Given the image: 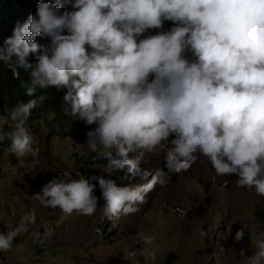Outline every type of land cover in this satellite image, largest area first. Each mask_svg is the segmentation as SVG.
Returning a JSON list of instances; mask_svg holds the SVG:
<instances>
[{
    "label": "clouds",
    "instance_id": "clouds-1",
    "mask_svg": "<svg viewBox=\"0 0 264 264\" xmlns=\"http://www.w3.org/2000/svg\"><path fill=\"white\" fill-rule=\"evenodd\" d=\"M0 64L17 79L20 69L28 72L21 87L36 97L0 115L7 152L39 155L25 124L46 110L31 116L46 98L37 90L55 88L66 91L51 102L60 97L66 117L95 125L86 145L107 161L106 177L65 171L48 181L35 194L45 207L91 217L100 201L104 215L118 221L201 156L218 176H235L264 197V0H37L35 12L0 42ZM157 150L165 161L149 173L153 179L131 183L146 179L145 154ZM104 221L100 237L108 234ZM244 235L237 229L233 243ZM13 243L11 232L0 233V252ZM256 247L250 256L240 248L245 264H264V239Z\"/></svg>",
    "mask_w": 264,
    "mask_h": 264
},
{
    "label": "rangeland",
    "instance_id": "rangeland-1",
    "mask_svg": "<svg viewBox=\"0 0 264 264\" xmlns=\"http://www.w3.org/2000/svg\"><path fill=\"white\" fill-rule=\"evenodd\" d=\"M61 102L56 97L41 117L26 121L40 149L37 157L18 159L6 151L10 141L0 144V233L14 236L12 249L0 252V264H245L240 248L249 256L258 251L256 243L264 239V197L240 187L235 176H218L203 156L187 171L166 177V184H156L138 212L118 221L104 215L100 201L91 217L64 216L59 208L42 205L35 194L53 178H62V172L76 178L107 176V161L86 145V133L95 125L66 117ZM12 125L9 118L4 131ZM164 156L160 150L146 153V179L131 183L153 179L149 173L160 168ZM91 182L97 183V195L98 182ZM104 219L108 234L100 237L97 225ZM49 228L54 232L46 238ZM237 229L245 235L234 244ZM40 249L47 252L40 254Z\"/></svg>",
    "mask_w": 264,
    "mask_h": 264
},
{
    "label": "trees",
    "instance_id": "trees-1",
    "mask_svg": "<svg viewBox=\"0 0 264 264\" xmlns=\"http://www.w3.org/2000/svg\"><path fill=\"white\" fill-rule=\"evenodd\" d=\"M36 3L37 0H0V42L12 35L13 28L18 22L22 24L30 14L35 12ZM168 27L170 25L166 23L165 28ZM37 40L40 43H47L46 40L40 37H37ZM30 60L34 62L33 57H30ZM29 78V73L20 69V78L17 79L6 64H0V115L5 116L6 112L18 103H27L30 99L36 98L35 96H27L25 88L21 87V81H27ZM65 91H57L55 88L38 89L36 96L44 95L46 98L32 111L31 116L39 115L43 109L45 110L51 104V98L55 94L63 97Z\"/></svg>",
    "mask_w": 264,
    "mask_h": 264
}]
</instances>
